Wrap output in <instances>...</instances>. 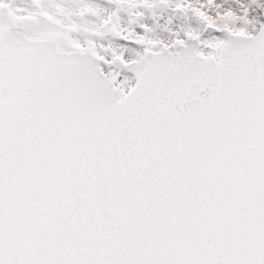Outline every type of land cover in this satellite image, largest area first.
<instances>
[{
    "label": "snow or ice",
    "instance_id": "6c2138e0",
    "mask_svg": "<svg viewBox=\"0 0 264 264\" xmlns=\"http://www.w3.org/2000/svg\"><path fill=\"white\" fill-rule=\"evenodd\" d=\"M0 264H264V0H0Z\"/></svg>",
    "mask_w": 264,
    "mask_h": 264
},
{
    "label": "rangeland",
    "instance_id": "374dc122",
    "mask_svg": "<svg viewBox=\"0 0 264 264\" xmlns=\"http://www.w3.org/2000/svg\"><path fill=\"white\" fill-rule=\"evenodd\" d=\"M208 35H205V38H207Z\"/></svg>",
    "mask_w": 264,
    "mask_h": 264
}]
</instances>
